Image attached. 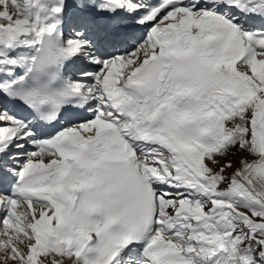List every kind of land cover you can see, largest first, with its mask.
Listing matches in <instances>:
<instances>
[{
  "label": "snow or ice",
  "instance_id": "snow-or-ice-1",
  "mask_svg": "<svg viewBox=\"0 0 264 264\" xmlns=\"http://www.w3.org/2000/svg\"><path fill=\"white\" fill-rule=\"evenodd\" d=\"M0 264H264V0H0Z\"/></svg>",
  "mask_w": 264,
  "mask_h": 264
}]
</instances>
